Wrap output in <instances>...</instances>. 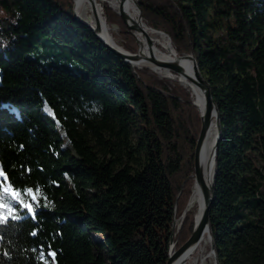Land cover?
<instances>
[{
	"label": "trees",
	"instance_id": "obj_1",
	"mask_svg": "<svg viewBox=\"0 0 264 264\" xmlns=\"http://www.w3.org/2000/svg\"><path fill=\"white\" fill-rule=\"evenodd\" d=\"M138 3L195 56L218 109L217 264H264V0ZM73 15V0H0V183L36 195L31 212L3 201L0 264H167L194 183L197 109ZM105 15L136 53L130 20ZM194 227L187 216L176 249Z\"/></svg>",
	"mask_w": 264,
	"mask_h": 264
},
{
	"label": "bare ground",
	"instance_id": "obj_2",
	"mask_svg": "<svg viewBox=\"0 0 264 264\" xmlns=\"http://www.w3.org/2000/svg\"><path fill=\"white\" fill-rule=\"evenodd\" d=\"M95 3L97 12L99 16H101L102 20V28L101 34L104 40L109 43L117 46L120 49H123L115 39V29L112 28L107 21L105 15V6H108L119 16L123 13L126 14V18L130 21V24L133 26L134 30V38L137 42L139 55L141 57H145L148 59L150 57L158 60V61H177L181 64L187 74L191 77L194 76L193 74V64L189 59H181L179 60V56L175 52L170 40L168 37L158 31L150 29L142 20L141 13L139 11L137 1L136 0H90ZM106 9V8H105ZM76 15L79 20L87 23L91 27H95V21L92 14V8L90 6L89 0H76ZM115 27V26H114ZM160 48V51L159 49ZM124 50V49H123ZM125 51V50H124ZM126 52V51H125ZM135 55V54H134ZM142 63V62H141ZM141 63L139 66H141ZM143 65H148L147 62H143ZM153 71L161 76L169 79L171 81H176L181 87L186 89L192 98V102L195 103L198 107V110L202 114L204 112V97L203 94L196 88L194 84L190 82V80L176 75L166 69L158 68L156 66H151ZM216 138V125L213 122V127L211 129V135L209 139V144L205 153L204 163L208 162L211 150L215 143ZM203 196L195 185L192 186L191 196L189 202L187 204L185 213L176 220L175 222V233L174 236L178 233V231L182 228L183 222L185 218L189 215H192L195 225L199 222L200 217L202 215L203 210ZM212 245L211 235L209 232L205 233L200 243L193 247L184 258L186 261L183 260L176 261L174 264H209L210 260L214 259V255L207 251V247ZM175 251V249H174Z\"/></svg>",
	"mask_w": 264,
	"mask_h": 264
},
{
	"label": "water",
	"instance_id": "obj_3",
	"mask_svg": "<svg viewBox=\"0 0 264 264\" xmlns=\"http://www.w3.org/2000/svg\"><path fill=\"white\" fill-rule=\"evenodd\" d=\"M136 1H137V5L139 8L138 0ZM89 3L92 8V14H93V18H94L96 26L93 28L87 23L78 19L76 15V0H74L73 20L76 23L88 29L89 31H91L94 34V36L97 38V40L105 48H107L111 53L118 56L126 64H129L132 67L146 68V69L153 70L151 66H156L158 68L166 69L176 75H180L190 80V82L194 84L196 88H198V90H200V92L203 94L205 108L202 114L198 110L197 105L195 103H192L194 107L197 109L199 119L201 122V130H200V134H199L196 147H195V152H194V161H193L194 174L192 178L194 179L195 185L198 187V189L200 190L203 196L204 204H203L202 215L200 217L199 222L195 225L194 231L191 237L182 247L174 251L175 243L173 239L171 240V247H170L169 259H168L167 264H174L176 261L183 260V259L185 262L186 261V258H184L185 255L193 247L197 246L200 243L205 233L209 232L211 235L209 217H210L211 208L216 199L215 191H214L215 176H216V157H217L219 144L222 138V131H221V124H220V117H219L218 109L215 103L213 102L210 86L208 85V83L205 81V79L201 75L197 59L195 58L193 54L179 56V60L189 59L192 62L194 76L191 77L187 74L185 68L181 64H179V62L177 61H171V62L158 61L152 57L145 59V57H141L139 55L138 53L139 50L137 54L132 55L128 52H125L123 49L118 48L117 46L113 44L107 43L101 34V28H102L101 16H99L97 12L95 3L90 0H89ZM139 11L142 16V12L140 8H139ZM120 17L122 18V21L125 24L126 17H127L126 14L123 13L120 15ZM141 62L142 63L147 62L148 65L146 64L143 65ZM140 63H141V66H139ZM213 122H215V125H216V138H215V143L210 153L209 160L208 162H206V165H205L203 163H204L205 153H206V150L209 144ZM72 151L74 152V150ZM174 227H175V223H174ZM174 227H173V232H174ZM211 241H212L211 250H212V253L216 261V255H215L212 236H211ZM216 264H217V261H216Z\"/></svg>",
	"mask_w": 264,
	"mask_h": 264
},
{
	"label": "snow or ice",
	"instance_id": "obj_4",
	"mask_svg": "<svg viewBox=\"0 0 264 264\" xmlns=\"http://www.w3.org/2000/svg\"><path fill=\"white\" fill-rule=\"evenodd\" d=\"M0 176H4V174L2 173V171H0ZM7 178L4 177V180H6ZM0 193H9L10 197H5L4 195H0V207H3V201L6 198H14L20 205H22L23 207H26L29 209V211H33L31 203L28 202L29 197L35 201L36 200V195L33 192L32 189H13L11 185H7L4 186L3 183H0ZM9 213H11L13 211L12 208L8 209ZM7 217H0V222H3L4 220H6ZM51 255L55 256V253H52Z\"/></svg>",
	"mask_w": 264,
	"mask_h": 264
},
{
	"label": "rangeland",
	"instance_id": "obj_5",
	"mask_svg": "<svg viewBox=\"0 0 264 264\" xmlns=\"http://www.w3.org/2000/svg\"><path fill=\"white\" fill-rule=\"evenodd\" d=\"M73 8H74V0H73ZM105 8H109V9H111L110 7H108V6H105ZM105 8H104V10H105ZM105 13V12H104ZM74 14V13H73ZM122 19V18H121ZM126 19H128V18H126ZM142 19H143V17H142ZM129 20V19H128ZM123 22V21H122ZM130 23V22H129ZM145 23V22H144ZM146 24V23H145ZM123 25L125 26V24L123 23ZM112 28H116L115 29V34H114V36H115V39H116V41H117V43L124 49L125 48V44H126V40H125V38H124V36H123V33H122V31H121V29H120V27L118 26V25H116V24H114V25H110ZM115 26V27H114ZM130 27L132 28V31L130 32V30L125 26V28L123 29V31H125L127 34H129V35H132L133 37H134V35H133V33H134V30H133V26L132 25H130ZM150 28V27H149ZM150 29H152V28H150ZM153 30V29H152ZM163 33V32H162ZM165 34V33H164ZM169 37V36H168ZM170 39V38H169ZM134 40H135V38H134ZM170 41H171V39H170ZM136 42V41H135ZM172 44V43H171ZM136 46H137V42H136ZM159 49V51H160V48H158ZM126 52H128V51H126ZM137 52H138V46L136 47V53H131V52H128V53H130V54H132V55H134V54H137ZM178 55V54H177ZM187 55H189V54H187ZM178 56H180V55H178ZM185 56V55H184ZM134 68H136V67H134ZM136 69H138V70H144V71H150V73H152L154 76H157V78H159V79H161V80H166V81H168L165 77H163V76H161L160 74H157L155 71H153V70H150V69H146V68H136ZM157 74V75H156ZM169 83L172 85V87H180V85L176 82V81H171V80H169ZM193 103V102H192ZM193 105V104H192ZM48 114H50L48 111H46ZM201 123V122H200ZM201 130V129H200ZM200 134V133H199ZM69 148H71V147H69ZM194 184V183H193ZM185 213V212H184ZM176 222V221H175ZM181 230V229H180ZM180 230L178 231V233L176 234V236L179 234V232H180ZM174 233H175V230H174ZM191 237V236H190ZM176 237L174 236V239H175ZM173 239V241H174V243H175V240ZM189 240V239H188ZM187 240V241H188ZM186 241V242H187ZM185 242V243H186ZM184 243V244H185ZM183 244V245H184ZM182 247V246H181ZM175 250H177L176 248H175ZM207 251H208V253L210 252L211 253V246H208L207 247ZM209 264H216V261H215V258L213 259V260H210L209 261Z\"/></svg>",
	"mask_w": 264,
	"mask_h": 264
}]
</instances>
